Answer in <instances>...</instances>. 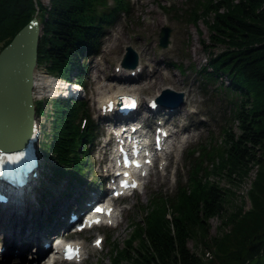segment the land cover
<instances>
[{
  "label": "trees",
  "instance_id": "trees-1",
  "mask_svg": "<svg viewBox=\"0 0 264 264\" xmlns=\"http://www.w3.org/2000/svg\"><path fill=\"white\" fill-rule=\"evenodd\" d=\"M184 5L175 13L195 28L203 24L208 32L207 39L199 32L207 55L199 75L204 85L227 79L221 89L236 133L225 129L222 144L189 152L186 184L172 195L158 193L141 208V220L130 228L124 247H111L109 262L264 264V0H188ZM130 9L129 0H48L47 7L41 0H0V51L39 16L38 66L84 85L81 60L98 51L106 27ZM217 46L222 50L215 54ZM52 101L47 116L51 130L40 141L41 155L49 154L54 179L69 176L80 184L90 167L85 146L94 138L89 111L80 99ZM79 147L84 149L77 151ZM252 168L256 172L246 194L251 208L242 211L231 204L233 193L219 181L241 184ZM214 218L220 224L211 237ZM189 241L199 254L188 248ZM206 254L212 255L208 263L201 258Z\"/></svg>",
  "mask_w": 264,
  "mask_h": 264
},
{
  "label": "rangeland",
  "instance_id": "rangeland-1",
  "mask_svg": "<svg viewBox=\"0 0 264 264\" xmlns=\"http://www.w3.org/2000/svg\"><path fill=\"white\" fill-rule=\"evenodd\" d=\"M41 1L44 7L48 6V0ZM130 2V13L128 15H120L118 20L106 27L101 37L99 49L93 54L94 56L88 55L81 60L86 71L84 72V85L81 87L83 91L81 93L77 92V99L84 101L86 104L93 122L91 125L92 130L95 136L99 135V138L96 139L90 149V153H92V155L89 154L88 159L90 167L85 171L86 173L83 171L85 178L80 184L71 182L72 185L69 176L61 180L54 179L49 171L51 165V161L48 159L49 154L46 153V156H43L40 160L38 174L41 177L38 181V187H32L33 190H36L34 195L38 201L37 203L41 201L43 205L49 206L53 202L64 199L68 192H70V201L76 199L78 202L81 198L82 188H89L87 185L91 181H94L96 185L98 184L96 179L99 176L98 166L102 155V150L98 145L101 142V135L105 136V129L104 131L102 130L104 126L103 120L100 118L98 101L105 97L111 98L121 94L133 95L139 98L142 105L148 100L155 99L165 88L184 93V105L182 104L180 109L174 113L176 121L170 118L166 126H171L174 135L178 134L175 131L179 129H181L179 133L186 132L184 135L186 142L180 143L173 152L169 153L168 151L167 155H163L161 159L156 161L149 176L143 179V188L130 198L116 202L119 213L116 217V222H118L116 227L93 229L80 235L73 234L71 228H69V232L66 230L68 234L64 237H68L71 241H76L83 245L84 264H110L109 252L111 247L117 243L120 244V247H124L125 241L129 238L130 228L142 218L141 208H146L158 193L172 195L175 193L177 186L186 184L188 169L186 158L189 156V152H199L197 151L199 147L222 144L223 130L225 129H231L236 133V123L229 117L231 114L229 102L222 90L227 85V79L223 77L212 81L210 85H204L205 83L199 75L207 60V55L200 46L201 38L199 37V32L207 39L208 32L206 27L200 23L195 28L186 23L185 20H182L180 13H175L178 10L182 11L185 8L184 4L188 0H130ZM36 17L39 18V16ZM163 27L171 29L170 43L166 49L158 47V36ZM129 46L139 56V67H144V70L136 76V82L132 83L127 82L131 79L124 76L127 70H121L122 68L120 67L125 48ZM221 50L222 48L217 46L213 47L212 52L217 54ZM117 68L120 71L116 72ZM36 69L47 76L56 78V76L54 77L46 71L45 65L38 66ZM118 79H121L122 82H117L120 81ZM124 79L126 80L123 81ZM64 82L65 84L67 83L66 81ZM69 84L68 86H70ZM57 98L59 97L43 98L36 105L41 116L38 119L39 121L36 120V123H40L43 128L44 138L49 136V131L51 130L50 119L47 117L50 115V108L54 107L51 99ZM44 104L46 115L43 116ZM141 112L146 116L147 113L143 107H141ZM141 112L139 113L140 115ZM159 117L165 119L163 114L159 112L155 113L154 116L148 114L149 120L153 123H147L154 128L156 126L155 122L160 120ZM174 122H177V127H175ZM187 127H189V130H183ZM43 137L41 136V139ZM80 149L79 147L77 151H80ZM255 172L256 168H252L241 184H229L226 180L219 181L222 188L229 189L233 193L231 204H235L237 207L239 205L242 206V211H247L251 208L246 194L250 190V183L254 178ZM58 181L61 185H64L63 190L59 189ZM39 182H42L41 191L43 193L37 190L39 189ZM30 190L31 188L22 193ZM59 191L62 195L56 196L54 199V195ZM42 195L44 199H42ZM89 199H91V195ZM77 202L74 204L70 203V206H67L69 208L65 209L66 211L57 213L56 217L54 214L53 218L58 223H61V216L65 218L70 208L76 209ZM71 212L72 210H70ZM43 216V219L47 222V213ZM219 224L220 221L216 218L210 220L209 234L211 237L218 234L216 228ZM225 231L227 232L228 229ZM44 235L51 240L55 234L51 232V234ZM97 237H101L104 240L102 249H96L92 246L93 241ZM0 238L3 240L1 232ZM41 245L42 243H39V246ZM188 248L194 253H200L192 241L188 242ZM31 249L16 258H11L9 253H5V255L0 257V264H44L48 260L47 257L41 260L37 259L38 247L36 245L32 246ZM49 253L50 250L46 255H49ZM201 258L205 263H208L205 261L206 257ZM209 258L212 259V255Z\"/></svg>",
  "mask_w": 264,
  "mask_h": 264
},
{
  "label": "bare ground",
  "instance_id": "bare-ground-1",
  "mask_svg": "<svg viewBox=\"0 0 264 264\" xmlns=\"http://www.w3.org/2000/svg\"><path fill=\"white\" fill-rule=\"evenodd\" d=\"M140 68L141 67L138 66L137 69L135 68L136 70L129 69L127 70V73H125L124 76L133 77V79H131L132 82H136L137 80L136 76L142 70H144V67H142L141 69ZM131 74H133L134 76H132ZM59 79L58 77L52 78L51 76H47L45 75V73L38 71L36 69V72L33 74V79L31 82L33 99L38 102L39 100L43 98H49V97L55 98L57 96L58 97H63V96L66 97V96H72V95L78 96L77 92H79V89L77 86H72L70 84H69L70 86H68V83H66L67 84L66 85L64 82L66 81L65 79H62V78H59ZM118 80L120 81H117V82H122L121 79H118ZM125 80L126 79H124L123 81ZM116 100H117V96L115 98L105 97L101 99L100 101H98V104L100 108H102L108 102L116 101ZM148 111H149L150 116H154L155 113L157 112L162 113L165 119H162L161 117L159 118L162 119L165 125L168 124L167 121L170 118L174 119V113H176V112H173L170 115H167L164 113V109L161 110L160 108H156L155 110H148ZM140 112H141V108H140ZM139 113L138 115L142 117L143 115L142 112H141V115ZM45 119L48 120L47 118ZM174 120L176 121V119ZM176 123L177 122H174L175 127L178 126ZM148 127L150 128V125H148ZM183 130H189V127ZM179 132H181V129L175 131V133H179ZM172 137L176 139L177 135H172ZM41 158H42V155H41ZM102 176L103 174L101 176H98L97 179H101ZM40 177L41 176L38 174L37 179L30 178L31 181H28L26 179V182L21 187L14 189L13 192L16 196H13L12 193L11 194H8L6 192L4 193L5 201L0 203L1 205L0 206V232L3 237V240L0 238V245L2 249H4V252L2 253L1 257L5 255V253L7 254L9 253L11 258H16L17 256L23 255V253H26L32 250L31 247L35 245L36 247H38L37 259L39 260L46 258V257L47 259L50 260L52 258H55L58 254L57 252H55L56 248H54L53 250V247H50L49 249L50 253L49 255H46L48 254L49 250H45L42 246L45 242H49L50 240L47 239V236L44 234H51L52 232V234H55L53 235L51 239L53 240L58 235V230L60 226H63L64 223L66 224V226H70V223L64 222L65 220V218H63L64 216H61L60 218V220L62 221L61 223H58V221H56L53 217H54V214L56 217L57 213L62 212L65 209L67 210L69 208V207L67 208V206L68 205L70 206V203L71 204L76 203L77 200L73 199L72 201H70V192H68L64 199L53 202L49 206L43 205L41 201L37 203L38 201L34 195V191L36 193V190L35 189L33 190V188L38 187V181L40 180ZM34 182H36L35 185H34ZM30 188H31L30 191L26 193H22L23 191H27ZM94 194L95 193L91 194V199H89V201L97 200ZM59 195H62V193L57 192L54 195V199L56 196H59ZM108 212L109 210L106 209V213ZM45 213H47V216H48V219H47L48 224L43 219L44 217L43 215ZM117 215H118L117 212H114V216H117ZM111 218H112V215H110L109 217H105V220L108 223H110ZM67 234L68 233H65V234L60 233L62 237L67 236ZM39 243H42V245L39 246ZM209 256H210L209 254H206V258H209ZM44 264H46V262Z\"/></svg>",
  "mask_w": 264,
  "mask_h": 264
},
{
  "label": "water",
  "instance_id": "water-1",
  "mask_svg": "<svg viewBox=\"0 0 264 264\" xmlns=\"http://www.w3.org/2000/svg\"><path fill=\"white\" fill-rule=\"evenodd\" d=\"M171 29L163 27L158 47L169 45ZM40 27L36 18L26 24L0 52V150L8 152L23 148L29 141L35 123V106L31 82L38 63ZM137 54L126 48L122 62L125 68H134ZM176 98L181 104L183 95L162 92L158 101Z\"/></svg>",
  "mask_w": 264,
  "mask_h": 264
},
{
  "label": "snow or ice",
  "instance_id": "snow-or-ice-1",
  "mask_svg": "<svg viewBox=\"0 0 264 264\" xmlns=\"http://www.w3.org/2000/svg\"><path fill=\"white\" fill-rule=\"evenodd\" d=\"M97 222H98V221H97ZM65 250H66L67 258L71 259L72 256L75 254V253H74V250L72 249V246H71V245H66V246H65Z\"/></svg>",
  "mask_w": 264,
  "mask_h": 264
}]
</instances>
